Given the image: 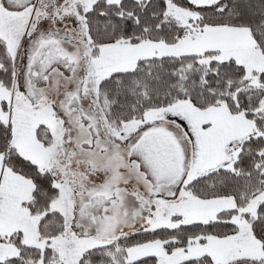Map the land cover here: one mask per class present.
I'll list each match as a JSON object with an SVG mask.
<instances>
[{"label": "snow or ice", "instance_id": "obj_1", "mask_svg": "<svg viewBox=\"0 0 264 264\" xmlns=\"http://www.w3.org/2000/svg\"><path fill=\"white\" fill-rule=\"evenodd\" d=\"M0 264H264V0H0Z\"/></svg>", "mask_w": 264, "mask_h": 264}]
</instances>
